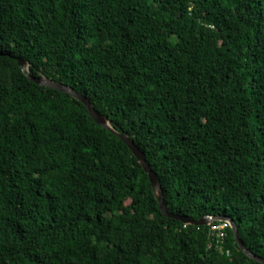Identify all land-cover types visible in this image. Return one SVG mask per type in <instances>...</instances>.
Listing matches in <instances>:
<instances>
[{"label": "trees", "instance_id": "1", "mask_svg": "<svg viewBox=\"0 0 264 264\" xmlns=\"http://www.w3.org/2000/svg\"><path fill=\"white\" fill-rule=\"evenodd\" d=\"M264 0H0V264H263Z\"/></svg>", "mask_w": 264, "mask_h": 264}, {"label": "water", "instance_id": "2", "mask_svg": "<svg viewBox=\"0 0 264 264\" xmlns=\"http://www.w3.org/2000/svg\"><path fill=\"white\" fill-rule=\"evenodd\" d=\"M17 60H18L20 67L22 68L23 72L28 76L29 79H31L32 81H35L36 83H38L40 85L55 88V89H58L62 92L69 93L73 97L77 98L78 100H80L81 102H83L86 105V107L89 110L88 112H89L90 116L97 123H99L101 126L107 128V129L111 130L115 136H118L120 139H122L128 145V147L130 148L132 153L138 159V162L142 165L144 170L148 173L154 194H155V196L159 202L160 209L166 217L181 221L185 225H195V226L210 225L214 222L229 223L231 228H232V231L234 233V236L236 238V241H237L239 247L241 248V250L251 259L256 260L258 262H262L264 264V258L263 257H261V256L257 257L255 254H253L252 252H250L247 249L246 245L241 240V238L238 234L236 222L234 221V219L232 217L207 215V216L202 217L199 220H193V219L189 218L188 216L173 214V213L169 212L167 205L165 203L164 196H163V191H162V186H161L159 176L151 168L150 164L148 163V161L145 157L144 152L141 151V149L135 144V142L129 137V135L128 134H121L118 131H116L113 128V126L111 125L108 117L99 113L95 109L96 107L93 105L91 100L86 95H84L81 92H79L78 90H76L72 85L55 81L53 78H48V77L43 76V75L42 76H33L29 72L28 61L22 57H19V56L17 57Z\"/></svg>", "mask_w": 264, "mask_h": 264}, {"label": "built area", "instance_id": "3", "mask_svg": "<svg viewBox=\"0 0 264 264\" xmlns=\"http://www.w3.org/2000/svg\"><path fill=\"white\" fill-rule=\"evenodd\" d=\"M225 224H223V225H220V226H212V231H219L220 232V236L222 237L224 234L223 233H221V231L227 226V225H229V223H226V222H224ZM210 225H212V224H210Z\"/></svg>", "mask_w": 264, "mask_h": 264}, {"label": "rangeland", "instance_id": "4", "mask_svg": "<svg viewBox=\"0 0 264 264\" xmlns=\"http://www.w3.org/2000/svg\"><path fill=\"white\" fill-rule=\"evenodd\" d=\"M229 226H230V224H229ZM231 227V226H230ZM232 229V228H231Z\"/></svg>", "mask_w": 264, "mask_h": 264}, {"label": "bare ground", "instance_id": "5", "mask_svg": "<svg viewBox=\"0 0 264 264\" xmlns=\"http://www.w3.org/2000/svg\"><path fill=\"white\" fill-rule=\"evenodd\" d=\"M162 186V185H161Z\"/></svg>", "mask_w": 264, "mask_h": 264}]
</instances>
